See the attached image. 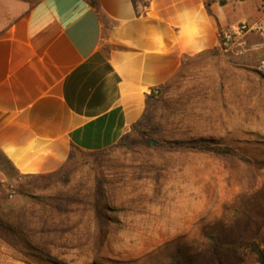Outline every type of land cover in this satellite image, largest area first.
I'll return each mask as SVG.
<instances>
[{"label":"rangeland","instance_id":"obj_1","mask_svg":"<svg viewBox=\"0 0 264 264\" xmlns=\"http://www.w3.org/2000/svg\"><path fill=\"white\" fill-rule=\"evenodd\" d=\"M250 36L248 48L259 40ZM260 60L231 73L194 63L114 147L0 180V264H259L250 247L264 245Z\"/></svg>","mask_w":264,"mask_h":264},{"label":"crops","instance_id":"obj_2","mask_svg":"<svg viewBox=\"0 0 264 264\" xmlns=\"http://www.w3.org/2000/svg\"><path fill=\"white\" fill-rule=\"evenodd\" d=\"M99 1L109 26L88 0H0L4 183L58 172L76 150L114 147L194 63L231 73L264 59V34L246 33L231 51L220 40L244 20L264 24V0ZM250 35L259 39L252 48Z\"/></svg>","mask_w":264,"mask_h":264},{"label":"built area","instance_id":"obj_3","mask_svg":"<svg viewBox=\"0 0 264 264\" xmlns=\"http://www.w3.org/2000/svg\"><path fill=\"white\" fill-rule=\"evenodd\" d=\"M246 33L264 34V24L259 20H244L237 27L226 28L220 32L221 47L225 51H231L235 48L244 47V35ZM264 44V42H263ZM258 69L264 71V59L258 63ZM13 187V186H12ZM15 192V190H12Z\"/></svg>","mask_w":264,"mask_h":264},{"label":"trees","instance_id":"obj_4","mask_svg":"<svg viewBox=\"0 0 264 264\" xmlns=\"http://www.w3.org/2000/svg\"><path fill=\"white\" fill-rule=\"evenodd\" d=\"M92 6L96 9L98 14L100 15V18L102 21L106 23L107 26H109V20L107 16L102 11L100 1L99 0H88ZM222 5L226 4L229 0H218ZM162 92V91H161ZM160 92V93H161ZM141 120L138 122L140 123ZM219 152H224V149H217ZM251 251L255 254L257 261L259 264H264V246H262L260 243L253 242L250 247ZM238 250L241 252V250L238 248ZM97 264V263H94Z\"/></svg>","mask_w":264,"mask_h":264}]
</instances>
